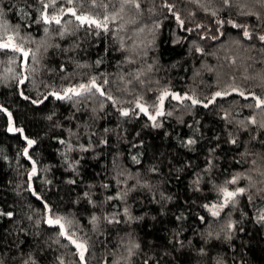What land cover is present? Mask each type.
I'll use <instances>...</instances> for the list:
<instances>
[{"label": "trees", "instance_id": "trees-1", "mask_svg": "<svg viewBox=\"0 0 264 264\" xmlns=\"http://www.w3.org/2000/svg\"><path fill=\"white\" fill-rule=\"evenodd\" d=\"M100 3L0 0V264H264V0Z\"/></svg>", "mask_w": 264, "mask_h": 264}, {"label": "snow or ice", "instance_id": "snow-or-ice-1", "mask_svg": "<svg viewBox=\"0 0 264 264\" xmlns=\"http://www.w3.org/2000/svg\"><path fill=\"white\" fill-rule=\"evenodd\" d=\"M73 2V0H68V3L71 4ZM123 2L125 4H131L134 5L135 7L139 8V4L137 3V0H123ZM224 2L227 4L228 0H224ZM92 5L95 7L97 6V0H91ZM101 7H106L105 5H103L102 0L100 5ZM48 6L45 5V8H47ZM169 8H171L172 6L169 5ZM64 10H61V12L63 13ZM67 12L70 13L71 15L75 16V18L80 22L81 25H89V26H94L95 28H102L105 31L108 30V22L110 17L108 15H104L102 19L94 17V16H90V15H86V14H77V11L75 8H68ZM215 14V13H213ZM41 19L44 21V23H52L55 22L56 24H60L61 20L60 17L57 15H53V16H49L47 14L42 13L41 14ZM112 20L116 19V16L113 15L111 16ZM177 20H179V17L177 16ZM181 23H183L181 21ZM222 23V22H221ZM3 27H5L6 30V25H4ZM244 36L245 37H251V33H249L247 30L244 31ZM259 40L264 41V35L259 36ZM0 49H12L13 51H17V52H22L24 57H27L29 55L28 52H25L24 49L22 47H19L15 44L14 42V36L12 35H8L6 40H2L0 41ZM93 88H96L97 91H101L100 88L97 86L96 84V80L95 78L92 79V81L89 84H80L79 88H69L65 90V95L64 96H59L57 93H53V95H57V98L59 99H64V98H71L70 96H68V93H72L73 95H81L82 92H90ZM235 91V89L233 90ZM104 93L101 91V95H103ZM169 93L168 92H164L161 96H160V104L163 105V101L165 99L166 96H168ZM173 95V99L176 100H181L182 97L177 95V94H172ZM221 95H227V93H221V92H217L215 93V97H219ZM240 95L243 96L244 93L240 92ZM215 97H213V99H215ZM109 99H111V97H108ZM188 99H192L191 97H188ZM256 101H257V106H264V99H260L259 97H255ZM211 102V101H210ZM193 104L199 103V101L197 100H192ZM138 107H140L141 111H146V109L143 108L142 105L138 104ZM205 107H207V105H205ZM158 115H162V112H158ZM10 115V114H9ZM123 115H128L127 112H124ZM153 120L155 119V117H151ZM252 123H255V120H252ZM9 131H20L19 129H14V128H10ZM235 142V141H233ZM34 143V141L29 140L28 144L29 146H31ZM189 143H193V141H189ZM27 153V149H25V154ZM33 171H35V169H33ZM239 179V177H233V179L231 181H229L228 183H232L235 184L237 182V180ZM220 192L223 194L224 200L223 203L220 205V208H223L224 206H226L229 202L233 201L234 198L238 195V194H243L245 192L244 188H238L235 191H229L226 187L220 189ZM111 199V198H110ZM205 207H209L208 205H205ZM216 209V205H212L211 206V210H212V215L213 216H217L219 215V211L215 210ZM9 216L12 215V213H8ZM95 219V218H94ZM261 219H264V216L261 217ZM49 224H55V225H59V227L61 228V232L60 235L62 236H66L67 239L70 241L71 244L75 245V247L79 250V258L81 261V264H84V260H85V253L87 252V244L85 242L82 241H77L76 239H73V237L71 235H68V233L64 230V224L61 223V219L60 218H56V219H52L49 218V220L47 221Z\"/></svg>", "mask_w": 264, "mask_h": 264}, {"label": "rangeland", "instance_id": "rangeland-1", "mask_svg": "<svg viewBox=\"0 0 264 264\" xmlns=\"http://www.w3.org/2000/svg\"><path fill=\"white\" fill-rule=\"evenodd\" d=\"M161 96V95H160ZM160 96L158 97V100H157V103H156V107L155 108H152V107H150V109L149 110H147L146 112H148V113H151L152 114V117L154 116V115H156L157 114V112H159V111H161L162 109H163V105H161L160 104ZM165 100V99H164ZM166 101V100H165ZM136 107H137V113H141V111H140V109H139V107H138V103H136ZM124 112H127L128 114L130 113V110L129 109H124L123 110ZM11 128H13V127H11ZM35 173V171H33L32 170V174H34ZM50 218V217H49ZM49 218H48V220H49Z\"/></svg>", "mask_w": 264, "mask_h": 264}, {"label": "water", "instance_id": "water-1", "mask_svg": "<svg viewBox=\"0 0 264 264\" xmlns=\"http://www.w3.org/2000/svg\"><path fill=\"white\" fill-rule=\"evenodd\" d=\"M26 59H27V57H24V64H26ZM222 96H223V95H221V96H219V97H215V99L220 98V97H222ZM215 99L212 98V99L210 100L211 102L209 101L207 104L210 105L211 103L214 102ZM146 111H147V110H146ZM146 111H145V112H146Z\"/></svg>", "mask_w": 264, "mask_h": 264}]
</instances>
